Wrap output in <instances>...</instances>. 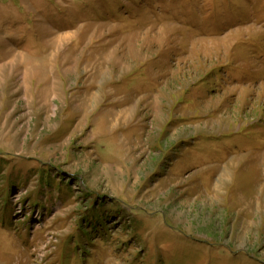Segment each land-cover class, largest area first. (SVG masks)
I'll return each mask as SVG.
<instances>
[{
	"label": "rangeland",
	"instance_id": "obj_1",
	"mask_svg": "<svg viewBox=\"0 0 264 264\" xmlns=\"http://www.w3.org/2000/svg\"><path fill=\"white\" fill-rule=\"evenodd\" d=\"M0 264H264V0H0Z\"/></svg>",
	"mask_w": 264,
	"mask_h": 264
}]
</instances>
